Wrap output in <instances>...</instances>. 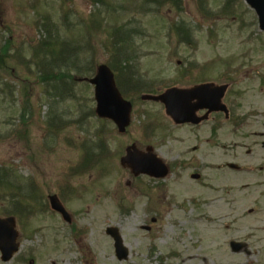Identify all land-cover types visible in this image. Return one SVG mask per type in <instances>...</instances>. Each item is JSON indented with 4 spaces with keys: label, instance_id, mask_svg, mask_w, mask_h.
<instances>
[{
    "label": "rangeland",
    "instance_id": "374dc122",
    "mask_svg": "<svg viewBox=\"0 0 264 264\" xmlns=\"http://www.w3.org/2000/svg\"><path fill=\"white\" fill-rule=\"evenodd\" d=\"M101 1L3 0L2 3L0 0V48L10 36L15 43L11 48L13 54L17 45L26 43L27 46L49 36L67 35L75 46L80 72L88 74L93 57L96 61H105L113 54L108 50L111 28L130 20L134 24L138 19L136 23L143 26L146 36L137 37L128 48H136L140 56L136 60L137 77L144 74L150 78L140 80L141 84L151 83L143 90L157 91L162 83L165 86L185 85L184 79L179 80L178 67L185 61L189 64L196 59L204 64L214 60L206 64L205 69L209 68L210 77L217 78L221 72H232L228 68L239 66L242 72L236 74L239 78L230 95L240 92L237 114L251 116L249 125L243 133L232 136L227 132L222 134V130L217 137L210 135L208 127L192 133L187 129L171 133L170 129L168 133L162 125L157 126L156 151L167 160L181 152L187 162L159 184L147 175L133 176L121 166L120 157L125 147L121 155L119 150L112 151L113 159L104 177L97 175L99 180H90L88 175L74 178L82 184L79 195L71 197L69 192L64 195L63 201L74 223L85 227V231L75 235L72 224L53 212L50 205L40 212L31 210L22 219V225L18 222L23 255L33 254V264H264V172L259 169L264 164V136H261L264 131V82L258 75L264 74V33L256 24L254 11L240 3L234 18L227 16L201 22L189 44L181 43L174 31L168 35L163 17L177 19L180 14L193 19L195 0H181L184 10L181 13L175 5L162 0L157 16L144 15L141 6L130 3L132 0ZM208 1L213 10H218L224 2ZM114 5L125 12L109 11ZM69 8L71 13L66 11ZM91 30L95 32L94 37L88 36ZM214 34L219 36L217 42L211 40ZM156 49L159 52L153 51ZM7 64L9 68L13 65L17 68H13L11 74L0 67V163L12 170L14 179L20 180L23 187L29 178H34L38 187L33 193L44 202L49 194L58 192L65 168L75 163L83 150L64 145V136L73 133L82 139L84 134L80 133L79 125L67 122L68 128L57 136V142L51 140L43 150L41 137L46 123L41 122L42 116L19 120L20 115L22 118L31 113L37 116L26 98V85L27 92L33 94L31 100L40 106L42 114L46 115L50 106L49 100H39L43 87L37 81V64L31 62L26 69L15 57L8 59ZM229 65L232 66L226 67ZM77 89H82L85 98L93 99V87L81 83ZM135 101L139 114L149 113L150 118L161 119L155 116L158 103ZM61 107L68 109V113L77 110L76 102L68 100L63 105L57 102L54 113H64ZM71 117L74 114L65 116ZM85 120L80 127L99 123L89 116ZM142 123L135 119L129 132L115 133L111 147L118 149L122 143L126 146L137 139ZM195 158L198 166H189ZM229 162L243 169L229 168ZM194 169L202 172L200 180L191 178ZM23 187L20 194L25 192ZM251 208L253 212L249 211ZM154 219L157 220L153 222ZM152 223L154 229L144 228ZM110 225L119 228L129 249V257L125 260L118 259L113 239L105 232ZM233 239L247 242L249 253L232 251L229 243ZM9 264L27 263L14 259Z\"/></svg>",
    "mask_w": 264,
    "mask_h": 264
},
{
    "label": "water",
    "instance_id": "95a60500",
    "mask_svg": "<svg viewBox=\"0 0 264 264\" xmlns=\"http://www.w3.org/2000/svg\"><path fill=\"white\" fill-rule=\"evenodd\" d=\"M247 1L251 3L254 7H256L260 15L262 25L264 26V0H247ZM94 82L98 84L97 92L100 100L99 111L102 113H107L109 111H116V112L119 111L118 108L119 98L116 96L115 90L110 88L111 85L107 80V78L103 76V74H101L98 75L96 79H94ZM203 87H204L203 85L197 86L196 89L201 90ZM173 91L175 90L171 89L166 93H164L163 95L147 96V97L151 99L166 101L167 96ZM181 91H184L186 93L185 90H181ZM126 105H127V111L124 113V115L114 117V119L120 124L121 129H123L124 126L127 124L129 117L130 109L128 103H126ZM128 158L129 156L125 157L123 159V163H127L130 167H132L134 172L138 173L139 170L136 169L134 163L130 162ZM51 202L54 208L63 211L64 215L67 217L66 211L63 210V207L56 196L51 197ZM109 233H111L116 239V246L118 253H123V254L126 253V251H124L125 249L122 247L123 245L122 238L119 235L117 229L111 228L109 229ZM17 236L18 233L15 229V219L13 217L0 218V248L3 251L4 259H9L11 257L12 252L18 248L19 244L17 243Z\"/></svg>",
    "mask_w": 264,
    "mask_h": 264
},
{
    "label": "trees",
    "instance_id": "16d2710c",
    "mask_svg": "<svg viewBox=\"0 0 264 264\" xmlns=\"http://www.w3.org/2000/svg\"><path fill=\"white\" fill-rule=\"evenodd\" d=\"M49 45L51 47L50 53H51L52 57L50 56V58H47V60L45 59L44 65H46V68L44 69V72H43L41 77H42L43 81H45L49 85V87L52 89V91L62 95V94H65V92H66L65 83H63L62 81L67 79L71 75V72L63 70V69L61 71H58L57 73L54 72V70H56V69H54V67H52V65L57 66L56 62H57V59L60 57V54L58 52H56V50L58 48L54 47L55 42L49 41ZM62 50H64V52L62 53V56H61L62 59L65 62H68V66H71L73 60L71 59V57L69 55L70 54L69 50H67L65 48ZM52 70H53V72H52ZM60 82H62V83L59 84ZM70 93H71V91H70ZM8 178L9 177L7 176V174L0 168V187L5 186V184L6 185H14L13 183H11V181ZM19 200L22 202L21 199H19Z\"/></svg>",
    "mask_w": 264,
    "mask_h": 264
},
{
    "label": "flooded vegetation",
    "instance_id": "af4514ba",
    "mask_svg": "<svg viewBox=\"0 0 264 264\" xmlns=\"http://www.w3.org/2000/svg\"><path fill=\"white\" fill-rule=\"evenodd\" d=\"M224 117V116H223ZM216 118H217V116H210V119L208 120V121H211V124H210V126L212 127V126H214V123L216 122V121H218V120H216ZM207 121V122H208Z\"/></svg>",
    "mask_w": 264,
    "mask_h": 264
}]
</instances>
